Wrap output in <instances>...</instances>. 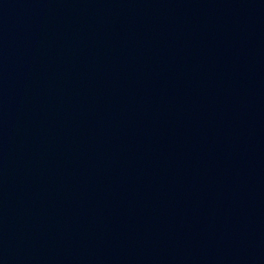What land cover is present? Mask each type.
<instances>
[{"label":"water","instance_id":"95a60500","mask_svg":"<svg viewBox=\"0 0 264 264\" xmlns=\"http://www.w3.org/2000/svg\"><path fill=\"white\" fill-rule=\"evenodd\" d=\"M0 264H264V130L0 0Z\"/></svg>","mask_w":264,"mask_h":264}]
</instances>
